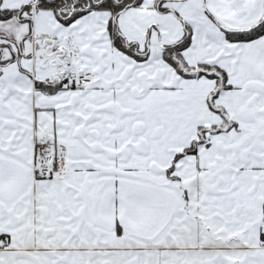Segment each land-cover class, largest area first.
Segmentation results:
<instances>
[{"label":"snow or ice","instance_id":"6c2138e0","mask_svg":"<svg viewBox=\"0 0 264 264\" xmlns=\"http://www.w3.org/2000/svg\"><path fill=\"white\" fill-rule=\"evenodd\" d=\"M0 264H264V0H0Z\"/></svg>","mask_w":264,"mask_h":264}]
</instances>
